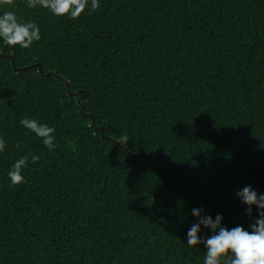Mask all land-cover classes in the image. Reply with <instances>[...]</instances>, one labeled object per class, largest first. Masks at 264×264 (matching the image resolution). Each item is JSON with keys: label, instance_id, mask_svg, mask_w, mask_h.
Returning a JSON list of instances; mask_svg holds the SVG:
<instances>
[{"label": "trees", "instance_id": "16d2710c", "mask_svg": "<svg viewBox=\"0 0 264 264\" xmlns=\"http://www.w3.org/2000/svg\"><path fill=\"white\" fill-rule=\"evenodd\" d=\"M13 3L41 39L0 42V264H203L193 208L248 228L235 192H264V0H100L75 20ZM25 117L55 127L54 151Z\"/></svg>", "mask_w": 264, "mask_h": 264}, {"label": "clouds", "instance_id": "9594fccd", "mask_svg": "<svg viewBox=\"0 0 264 264\" xmlns=\"http://www.w3.org/2000/svg\"><path fill=\"white\" fill-rule=\"evenodd\" d=\"M30 9H47L52 15L67 16L77 19L86 10L95 12L100 7V0H24ZM14 7L13 0H0V42L5 46L29 48L41 39V32L35 21L18 18L15 11L2 9ZM20 125L40 138L41 143L54 151L55 127L32 118H22ZM122 142L120 140H117ZM6 148L5 140L0 137V153ZM38 155H24L17 159L7 173L9 183L17 185L25 182L23 172L29 164H36ZM235 196L245 204L247 215L251 219L248 228L237 225L228 228L223 224L222 214L215 217L204 214L202 208H193L191 215L198 222L192 223L186 232V244L189 247L203 245L206 250L203 264H264V192H258L251 185H246L235 192ZM255 207L256 215L253 216ZM210 230V235H202V227Z\"/></svg>", "mask_w": 264, "mask_h": 264}, {"label": "water", "instance_id": "95a60500", "mask_svg": "<svg viewBox=\"0 0 264 264\" xmlns=\"http://www.w3.org/2000/svg\"><path fill=\"white\" fill-rule=\"evenodd\" d=\"M11 59H12V57H10ZM12 64H13V59H12ZM101 133H103V132H101ZM115 141V143H119V141H117V140H114Z\"/></svg>", "mask_w": 264, "mask_h": 264}]
</instances>
